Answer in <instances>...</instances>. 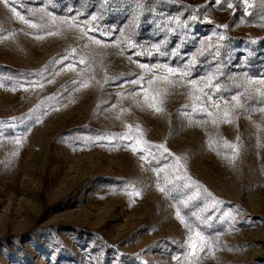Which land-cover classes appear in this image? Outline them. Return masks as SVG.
<instances>
[{
	"label": "rangeland",
	"instance_id": "obj_1",
	"mask_svg": "<svg viewBox=\"0 0 264 264\" xmlns=\"http://www.w3.org/2000/svg\"><path fill=\"white\" fill-rule=\"evenodd\" d=\"M246 78H264V0H0V264H264V85ZM198 231L219 242L201 252Z\"/></svg>",
	"mask_w": 264,
	"mask_h": 264
},
{
	"label": "snow or ice",
	"instance_id": "obj_2",
	"mask_svg": "<svg viewBox=\"0 0 264 264\" xmlns=\"http://www.w3.org/2000/svg\"><path fill=\"white\" fill-rule=\"evenodd\" d=\"M3 2L5 3V5H7L8 2H9V0H3ZM220 3H221V0H215V4L216 5H219ZM245 3L247 4V0H245ZM227 7L228 8H232L233 5L231 3H228L227 4ZM249 7H251V5H249ZM11 11L13 13H16V9L15 8H12ZM16 14L19 15V13H16ZM21 19H23V17H21ZM95 19L96 18L93 17V20H95ZM192 19L193 20H196L197 17L195 15H193L192 16ZM62 22L63 23H69V21L66 20V19H62ZM25 23H28V21H25ZM29 26L32 27V28H36L37 27L36 24H30ZM70 26H71V24H70ZM215 27L216 28H220L221 26L220 25H216ZM223 27L227 28L228 25H223ZM89 31H92V29H89ZM48 34L49 35H53L54 33L49 32ZM101 34L102 35H110V33H101ZM84 35H87V33H84ZM120 36H121V38H123L124 37V33L121 32L120 33ZM218 38L222 40L223 39V36H219ZM88 39L91 40L96 45L107 46V45H104L101 40L96 39L93 36H88ZM129 46H131V45H129ZM217 47H219V45H217ZM73 51H75V50H73ZM157 51H159V48L158 47H157ZM64 59H67V57H64ZM84 62L85 61L83 59H81L79 61V63H81V64H83ZM140 67L142 69H148L149 71H155V69L149 68L148 65L141 64ZM194 67H195V63H188V64H186L183 70L178 69V68H174V67H170L168 65H161V66H159V68H162L164 70V74H163V76L154 77V79H162L166 83H173V81L170 80V77L171 76H179L181 78L188 77V76L191 75V70ZM72 68H73V64H68L66 66V69L65 70L72 69ZM215 78H216V74L215 73H210L206 77H200L199 78L201 80H205L206 79L208 81V83L205 84V88H210L212 90L211 93H208V92L203 93V95L207 97L208 102H211L212 101L213 95H216V94H218V93L221 92V85L219 83H217L215 85L212 84V81ZM143 80H144V77L143 76H139L137 79H133V80L127 82V83H131L132 85H137V84H140ZM49 82H51V81H49ZM152 82L153 81L151 79L148 80V83L149 84H151ZM27 83H34V82L28 81ZM74 83H76V82L74 81ZM188 83L189 84H192V85H195L197 83V80L196 79H191V80L188 81ZM253 83H258V84L264 85V78H262V79H260L258 81H254L252 79H247L246 78V84H253ZM84 86L86 87L87 84H85ZM245 91H247V89H245ZM256 92L261 97V100L259 102L264 103V90L257 89ZM241 95H242V93H237V94L231 95L230 96V101L234 102V107L247 110L248 106H246L245 104L241 103ZM218 98L220 100H223L225 105H228L229 104V99H226L223 95H220ZM251 98L252 99H255V94H253V96ZM146 99H147V97H146ZM196 99H199V97H196ZM215 107L217 109H219L220 108V104L217 103L215 105ZM259 110L262 111V112H264V108H260ZM156 111L159 112V111H162V109L156 108ZM207 115L213 116V113L207 112ZM218 118H219V112L213 118V123H216L217 120H218ZM223 118H224V121L225 122H228V123H231L232 122L230 112L227 111V110H225L223 112ZM38 120H39V118H37V121ZM21 123L23 124V123H26V122L25 121H21ZM104 139H106V138L103 137V136H99V137L96 138L97 141H101V140H104ZM237 140H239V137H237ZM16 143L17 144L20 143V138L19 137L17 138ZM152 147L162 148L165 153H168V149L165 148L164 145H152ZM228 147H230L234 152H236V154H238V152H237V145H235V144H229ZM132 150L135 152L137 149L136 148H133ZM168 154L171 155V153H168ZM141 158L143 159V157H141ZM175 159L177 161V164L179 165L180 158L179 157H175ZM233 161H234V157H233V160L230 161V163L233 162ZM179 167H183V166L182 165H179ZM154 171H156L157 172V175H159V173L161 171H164V169L163 168L154 169ZM166 179H167V177H166ZM175 179L176 180H181V179H184V177H181V176L177 175V176H175ZM187 179L190 180L191 178L188 177ZM191 186L192 185H189V184L186 183V184H183V185H174L173 187H174V189H178L180 187L188 188V187H191ZM195 186H196L197 189H199V185H195ZM159 190L161 192L165 191L164 188H160ZM134 194L137 195V196L140 195L139 192H135ZM199 198L200 197H199V194L198 193L195 194V195L188 196V200L199 199ZM205 198L215 199L214 197H212V194L210 192H208L206 189H205ZM216 203H219V201H216ZM176 215H177L178 218H181L180 217V211H179V209H177ZM193 215H195V213H193ZM209 219H211V217H209ZM181 221L184 222L183 221V218H181ZM185 226L187 227V224ZM195 238H198L199 241L201 242V247H200V251L201 252L204 251V246H207V248L209 250H211L219 242V235L218 234L217 235H214L212 237H207V236H204L201 232L198 231V232L195 233ZM188 241H189V245L188 246L191 249V252L189 253V255L190 256H196V245L193 242L194 241V237L191 236V235H189ZM176 259L179 260L180 257H176Z\"/></svg>",
	"mask_w": 264,
	"mask_h": 264
}]
</instances>
